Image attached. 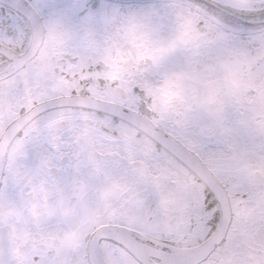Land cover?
<instances>
[{
	"label": "snow or ice",
	"instance_id": "1",
	"mask_svg": "<svg viewBox=\"0 0 264 264\" xmlns=\"http://www.w3.org/2000/svg\"><path fill=\"white\" fill-rule=\"evenodd\" d=\"M0 264H264V0H0Z\"/></svg>",
	"mask_w": 264,
	"mask_h": 264
}]
</instances>
